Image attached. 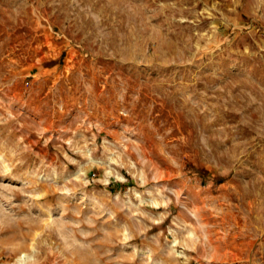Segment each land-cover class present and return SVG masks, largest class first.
<instances>
[{
	"label": "rangeland",
	"instance_id": "1",
	"mask_svg": "<svg viewBox=\"0 0 264 264\" xmlns=\"http://www.w3.org/2000/svg\"><path fill=\"white\" fill-rule=\"evenodd\" d=\"M0 264H264V0H0Z\"/></svg>",
	"mask_w": 264,
	"mask_h": 264
}]
</instances>
